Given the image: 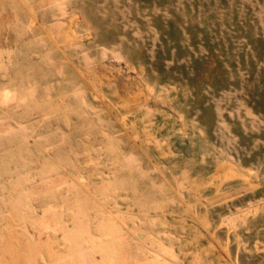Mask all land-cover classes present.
<instances>
[{"label":"rangeland","instance_id":"374dc122","mask_svg":"<svg viewBox=\"0 0 264 264\" xmlns=\"http://www.w3.org/2000/svg\"><path fill=\"white\" fill-rule=\"evenodd\" d=\"M37 1L41 0H24L28 4ZM33 15L34 22L20 0H0L6 31L15 37L24 33L30 40L15 54L12 68L29 72L41 68L49 74L51 86L44 90L67 92L68 106L76 110L71 113L73 121L81 118L107 132L110 124L130 165L122 172L121 181H130L139 191L134 194L128 187L116 188L112 197L105 199L107 203L115 210L140 215L138 223L148 231L144 236L148 244L158 249L160 241L170 244L179 264H198L189 257L196 245L186 243L195 231L203 233L197 247H210L208 264H264V0H54ZM70 15L79 22L81 36L63 57L59 49L50 48L46 28L55 19ZM48 55L57 62L51 63ZM115 60L123 65V76L133 86L131 93L145 89V105L156 108L148 122L155 136L145 144L146 151L131 146L120 130L122 110L113 107L110 114L78 72ZM6 78L0 69L1 84ZM118 85L114 80L106 86L107 98L112 101L121 93L114 91ZM41 119L26 117L23 129L27 126L34 137L48 135L60 139L59 143L64 142L62 137L78 134L56 116ZM8 120L0 111V128ZM161 121L167 122L166 128L160 127ZM13 122L17 123H13L14 129L0 130V207L7 204L4 197H9L14 187L21 189L40 176L35 174L39 169L34 173L9 159L13 151L16 156L25 152L18 142H7V137L22 131V123ZM33 122L36 130L29 126ZM178 126L181 130H175ZM39 131L46 134L39 135ZM165 148L171 150L165 153ZM51 151L55 153L53 148ZM63 152L72 154L85 174H91L96 166L83 152L76 154L69 147ZM27 154L31 164L39 165L35 146H30ZM94 154L102 161L99 165L109 170L112 160L106 147L99 146ZM219 164L231 165L234 174L227 178L228 168ZM217 165V172L211 174V166ZM184 169L210 175L205 191L196 193L189 185L182 186L181 196L174 191V174L181 175ZM98 176L95 181H102ZM112 176L101 174L106 181ZM34 198L31 195L30 200L39 204L40 199ZM141 200L162 204V210H141ZM190 201L196 202L194 212L187 210ZM6 207L0 208V229L4 230L7 218L1 213L12 216ZM157 212L169 219L165 229L169 236L159 223L147 228V215ZM202 214L210 226L199 220ZM56 246L62 249V245Z\"/></svg>","mask_w":264,"mask_h":264},{"label":"bare ground","instance_id":"6f19581e","mask_svg":"<svg viewBox=\"0 0 264 264\" xmlns=\"http://www.w3.org/2000/svg\"><path fill=\"white\" fill-rule=\"evenodd\" d=\"M20 1L30 10L33 17L36 9L54 0H41L31 4L25 3L24 0ZM34 21L33 17L32 22ZM78 23L74 15L55 19L46 28L51 39L50 48L56 47L62 52L63 57H67V49L80 40ZM0 39H3V44H0V69H3L7 75L4 84L0 81V111H4L9 117L7 124L0 130L12 128L14 119L22 123L19 126L22 131L7 137V142H18L25 152L30 150V146H35L38 150L36 160L39 165L31 164L29 159L31 156L28 154L25 156V152L16 156V151H13L8 157L14 158L12 160L28 167L34 173L39 169L35 174L40 175L35 181L33 180V183L21 189L17 190L14 187L10 196L6 199L4 197L5 203L7 202L4 205L11 209L12 216L8 218V215L1 213L2 218H7L5 224L8 229H0V245H3L0 248V264H87L89 259L93 260V264H179L178 254L170 244L160 241L159 249L148 244L147 238L144 237L148 231L142 229V225L138 223L140 215L115 210L105 200L112 197V192L116 188L128 187L127 189L132 190L134 194L139 191L130 181H121L122 172L130 165L122 156V146L117 144L110 124L108 125L110 131L107 132L104 128L91 126L81 118L73 121L71 113L76 110L68 106L67 92L54 94L44 90L51 86L49 74L43 72L41 68H35L32 72L22 68H12L16 62L15 54L20 52L24 45H29L30 40L24 33L15 37L7 32L2 16H0ZM5 54L8 56L7 59L4 58ZM48 56L51 63L57 62L56 57ZM120 62L115 60L102 63L100 67L81 68L78 72L87 81L85 86H89L94 94L101 98L110 114H113V107L122 110V116L118 118L122 127L120 130L131 146L146 151L145 144L155 136L148 128V122L150 114L156 108L145 105L148 101V92H144L145 89L133 90L134 92L131 93L133 86L123 76L124 73L121 71L123 65ZM114 80L120 84L118 88H114V91L120 90L121 93L117 96V100L112 101L107 98L106 86L111 85ZM147 90L152 89L148 86ZM129 114L135 115V118H129ZM28 116L30 118L41 116L42 119L56 116L62 125L65 123L67 127L70 126V130L77 131L78 134L73 136L71 133L68 138L62 137L63 143H59L60 139H50L48 135H44L45 138L34 137L27 131V126L23 129L24 119ZM34 125L33 122L29 126L36 130L37 127ZM160 127L166 128L167 122L161 121ZM175 130L181 128L178 126ZM43 132L39 131L38 134H46ZM64 133L66 135V132ZM77 136H80L81 140L75 139ZM77 145L83 149L76 150ZM98 145L105 146L110 155L108 159L112 160V166L108 164L109 170L99 165L102 161L94 154ZM67 147L76 154L83 152L85 156L88 155L86 159L95 160L96 166L91 170V174H85L84 167H81L72 154L63 152ZM52 148L55 153L49 152ZM168 149L165 148L163 151L166 153L171 150ZM204 158L202 156V160ZM223 165L228 168L225 176L227 178L232 176L234 168L229 164H219V166ZM217 168L218 165L211 166L210 173L215 174ZM101 174L106 176L113 174V176L106 181ZM95 175H99L98 178L103 180L95 181ZM174 178L177 185L174 191L181 196L184 193L183 185H189L194 192L202 193L207 187V180L211 177L201 171L192 172L184 169L181 175L174 174ZM0 188H3L2 184ZM31 195L35 197L34 200L40 199V203L32 202ZM4 205L2 203L1 207ZM138 205L145 211H159L163 207L162 204L150 205L142 200L138 201ZM187 205V210L194 212L196 202L190 201ZM147 216V228L153 223H159L164 229V235H170L165 233L170 222L165 214L157 212L156 215ZM198 218L205 227L210 226L206 214L198 215ZM16 224L20 227H16ZM202 234V231H195L186 243L196 245L194 252L189 256L191 260L198 264H208L211 258L208 254L211 251L210 247L208 245L197 247ZM56 244L62 245V249H56Z\"/></svg>","mask_w":264,"mask_h":264}]
</instances>
